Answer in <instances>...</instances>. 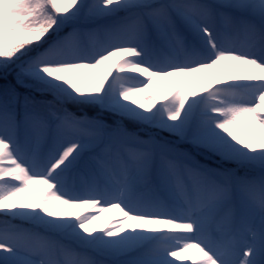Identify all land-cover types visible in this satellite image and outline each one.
<instances>
[{
	"label": "snow or ice",
	"instance_id": "1",
	"mask_svg": "<svg viewBox=\"0 0 264 264\" xmlns=\"http://www.w3.org/2000/svg\"><path fill=\"white\" fill-rule=\"evenodd\" d=\"M0 264H264V0H0Z\"/></svg>",
	"mask_w": 264,
	"mask_h": 264
},
{
	"label": "rangeland",
	"instance_id": "2",
	"mask_svg": "<svg viewBox=\"0 0 264 264\" xmlns=\"http://www.w3.org/2000/svg\"><path fill=\"white\" fill-rule=\"evenodd\" d=\"M183 147V146H181ZM197 159L200 160L201 163H209V166H214L213 163L209 162L208 160L206 159H202L201 157L197 156Z\"/></svg>",
	"mask_w": 264,
	"mask_h": 264
},
{
	"label": "bare ground",
	"instance_id": "3",
	"mask_svg": "<svg viewBox=\"0 0 264 264\" xmlns=\"http://www.w3.org/2000/svg\"><path fill=\"white\" fill-rule=\"evenodd\" d=\"M106 215H112V213H108V214H106Z\"/></svg>",
	"mask_w": 264,
	"mask_h": 264
}]
</instances>
